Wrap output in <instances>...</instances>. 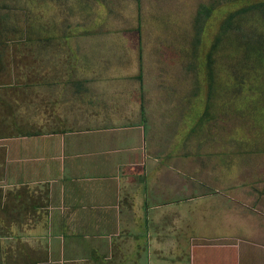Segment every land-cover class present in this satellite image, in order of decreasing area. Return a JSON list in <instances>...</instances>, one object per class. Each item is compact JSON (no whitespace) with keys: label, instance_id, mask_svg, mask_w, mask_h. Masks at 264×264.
I'll use <instances>...</instances> for the list:
<instances>
[{"label":"crops","instance_id":"0c3cea01","mask_svg":"<svg viewBox=\"0 0 264 264\" xmlns=\"http://www.w3.org/2000/svg\"><path fill=\"white\" fill-rule=\"evenodd\" d=\"M114 1L46 0L37 13L34 0L28 13L44 16L45 35L67 28L75 35L94 26L105 37L92 51L141 54L148 50L144 36L151 35L166 37L161 50L168 53L197 48V18L187 23L195 14L193 0ZM101 16L108 20H97ZM121 56L115 65L98 57L88 61L89 56L54 65L53 70L62 67L45 94L51 118L31 124V132L4 135L0 120V264H128V212L138 226L131 237L143 244L140 256L147 262L152 225L147 214L158 220L166 206L180 209V195L170 197L174 206L164 203L170 195L163 196V181L173 161L160 149L165 145L160 130L147 116L154 111L140 103L147 98L136 97L138 85ZM74 66L78 73L66 79ZM53 83L60 85L59 95L52 94ZM215 194L224 200L203 201L210 213L202 227L205 237L190 238L192 264H264V237L251 236L243 217L242 225L227 217L226 194L217 189ZM195 208L194 213L202 210Z\"/></svg>","mask_w":264,"mask_h":264},{"label":"rangeland","instance_id":"374dc122","mask_svg":"<svg viewBox=\"0 0 264 264\" xmlns=\"http://www.w3.org/2000/svg\"><path fill=\"white\" fill-rule=\"evenodd\" d=\"M30 1L34 0H0V120L7 129L4 135L18 133L17 129L24 135L31 132V124L50 120L45 94L54 78L61 76L62 67L53 70L54 65L66 59L87 60V56L88 61L98 57L115 65L122 54L128 77L138 85L136 97L147 98L146 104L140 103L154 111L147 116L160 130L159 138L165 143L160 149L173 161V167L167 164L171 170L163 181V196L170 195L164 203L172 204L170 197L180 195L182 205L174 212L172 206H166L158 220L153 213L147 214L152 218L147 262L140 256L143 244L137 245L131 237L138 226L132 223L133 212H128V264H192L194 242L190 238L205 237L202 227L210 213L204 211L203 201L219 205L224 200L216 196V189L226 194L227 217H236L239 224L243 217L251 236L264 237V0H193L190 14H195L187 23L197 18V48L168 53L161 50V40L166 37L151 35L144 36L148 50L141 54L134 50L92 51L105 37L94 26H85L75 35H70L69 28L45 35L44 16L28 13ZM45 2L36 0L37 13ZM65 25L74 27L69 22ZM218 37L220 41H216ZM128 43L132 41L128 39ZM75 66L64 74L66 79L78 73ZM86 68L80 67V71ZM52 86L56 88L52 94L59 95L60 85ZM195 183L201 186L200 192ZM195 207L202 210L194 213ZM198 218L200 222H196Z\"/></svg>","mask_w":264,"mask_h":264},{"label":"trees","instance_id":"16d2710c","mask_svg":"<svg viewBox=\"0 0 264 264\" xmlns=\"http://www.w3.org/2000/svg\"><path fill=\"white\" fill-rule=\"evenodd\" d=\"M216 41H220V40H219V37H218V39H217Z\"/></svg>","mask_w":264,"mask_h":264}]
</instances>
